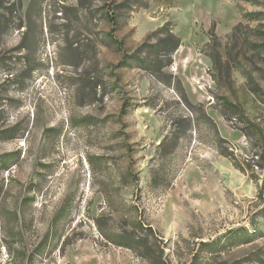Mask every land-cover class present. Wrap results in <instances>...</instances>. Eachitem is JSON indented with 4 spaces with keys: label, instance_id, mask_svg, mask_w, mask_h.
I'll return each instance as SVG.
<instances>
[{
    "label": "rangeland",
    "instance_id": "374dc122",
    "mask_svg": "<svg viewBox=\"0 0 264 264\" xmlns=\"http://www.w3.org/2000/svg\"><path fill=\"white\" fill-rule=\"evenodd\" d=\"M0 264H264V0H0Z\"/></svg>",
    "mask_w": 264,
    "mask_h": 264
},
{
    "label": "trees",
    "instance_id": "16d2710c",
    "mask_svg": "<svg viewBox=\"0 0 264 264\" xmlns=\"http://www.w3.org/2000/svg\"><path fill=\"white\" fill-rule=\"evenodd\" d=\"M156 34L159 35V37L156 39V43L148 46V51L147 53L145 52V55L142 58H138L139 62H138V67L144 70H150L151 67L153 66L152 64V58H151V52L155 51V52H159L160 54L163 52H169V54H173L181 45V39L176 36L173 32L172 29L170 28V23L166 22L162 27H160L157 31ZM223 156L228 157L233 165L239 169L242 172H245L244 168H242L238 162L235 160V158H232L230 156H228L227 154H223ZM146 229H148V231H150V233H153V230L150 226L146 227ZM147 236V243H148V237L149 234L146 235ZM140 238L134 237V233L131 234H122L120 235V240L118 242L119 245L124 246V247H128V248H132L134 247V243H136Z\"/></svg>",
    "mask_w": 264,
    "mask_h": 264
}]
</instances>
